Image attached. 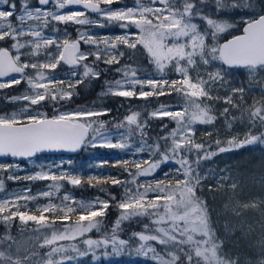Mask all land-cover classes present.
I'll return each instance as SVG.
<instances>
[{
    "label": "snow or ice",
    "instance_id": "snow-or-ice-1",
    "mask_svg": "<svg viewBox=\"0 0 264 264\" xmlns=\"http://www.w3.org/2000/svg\"><path fill=\"white\" fill-rule=\"evenodd\" d=\"M0 6H5L0 8V44L4 45L0 46V91L26 85L23 92L5 97L9 103H20L21 108L0 114V157L31 158L45 150L75 152L87 145L129 150L134 156L146 154L139 160L117 162L127 179L88 178L91 186L95 181L120 187L119 197L103 187L100 191L105 192V199L59 196L64 182L73 186L84 182L68 172L40 171L23 177L51 183L35 195L26 188L0 199V221L8 228L0 236V264H71L89 253L95 256V249L110 247L118 252L137 244V254L153 264H264V224L260 238L242 260L226 250L207 202L199 195L204 181L213 174L209 169L207 175H201L203 161L234 148L264 146V94L249 103L245 96L251 88L244 84L232 87L227 80L235 68L246 69L253 79L264 73V0H133L131 5L123 0H0ZM70 24L83 28L75 29V38L67 31ZM110 24H117L124 33L96 37L88 31ZM60 25L65 26L63 30ZM49 29L56 34L63 31V35H46ZM238 31L241 34L236 35ZM226 35L231 38L221 42ZM139 56L145 57L155 74L141 77ZM101 63L117 65L119 75L104 81L101 97L152 98L157 104L129 107L123 119L113 121L99 119L111 113L108 108L66 110L65 104L77 94L78 86L106 73ZM62 66L71 68L74 79L66 82L53 75ZM221 88L227 89L226 94L214 96ZM173 93L175 102H159L160 97ZM220 101L230 107L217 113L213 102ZM46 105L52 109L51 116L43 111ZM230 109L240 116L229 120ZM221 117L229 127L237 119L247 122L248 131L243 139L215 140L213 150L212 143L206 146L197 140L196 126L214 125ZM166 118L174 127L161 123L159 132L152 135L151 121ZM110 123L118 140L103 131ZM19 167L0 163L4 174L0 192H5L6 180L22 179L14 174ZM157 173H162L160 179L155 178ZM148 176L153 179L140 180ZM220 186L210 185L209 191ZM231 187L237 186L233 183ZM40 198L48 202L37 205L36 214H30L28 203ZM262 205L264 201L242 205L237 201L232 211L237 217L247 209L264 212ZM112 207L118 214L109 225L104 218ZM16 219L24 225L34 222L39 226L33 230L36 235L27 239L13 236L11 225ZM133 221L147 222L128 239L122 238L126 222ZM225 228L240 231L245 238L254 232L252 224L244 220ZM93 231L100 236L91 238L88 234Z\"/></svg>",
    "mask_w": 264,
    "mask_h": 264
},
{
    "label": "trees",
    "instance_id": "trees-1",
    "mask_svg": "<svg viewBox=\"0 0 264 264\" xmlns=\"http://www.w3.org/2000/svg\"><path fill=\"white\" fill-rule=\"evenodd\" d=\"M125 1L126 0H123L124 3ZM64 27H65L64 25H60L61 30H63ZM78 27L82 28V26L70 24L67 26V31L68 33H71L73 36L75 35L74 37H76L77 33L75 29ZM88 31L90 32V34L96 37H102V36L111 37L115 35H121L124 33L125 30L119 28L117 24H110L104 28H98V27H92L91 29L88 28ZM131 31L135 33L137 30L133 28L131 29ZM227 37L229 36L226 35L225 37H222L221 40ZM84 47L86 46L82 45V48ZM123 62L124 61H121V63ZM138 62L141 64L142 69H143L140 75H145L147 73L155 74L154 68H150L145 62V57L139 56ZM116 67L117 65L107 66L101 63L100 68L105 69L106 73L102 75L99 80H93L90 83H86L84 85L78 86L75 89V92L77 94L73 96L70 102H67L65 104V109H69V108L76 109L77 107H86L89 109L108 108L112 110L111 113L106 116L100 117L99 119L104 120V121H113V120L123 119L124 116L127 114L129 107L143 109L146 104H150V105L157 104V101L152 98H150L149 101H144L140 99L127 100L122 97H114V96L101 97L99 95V91L103 88L104 81L119 78V75L115 72ZM64 68L67 69L68 67L64 66ZM157 78H158V75H157ZM69 79H74V78L70 77L64 80L67 82ZM15 88L16 87H13L12 89H5V90L0 91V111H10V110L21 107L20 103H9L5 99V97L9 93L16 95L24 91L22 89L15 90ZM261 96H258L257 98L259 99L261 98ZM175 100H176L175 93H173L172 96H166V97L159 98L160 103L175 102ZM43 111H46L49 116L52 115V109L50 105H46ZM236 116L239 117L240 114H237ZM161 123L168 124L169 128L174 127V124L171 121H169L167 118L163 122L159 120H152L151 121V125H152L151 134L152 135H155L157 132H159V126ZM105 130L112 131L115 129L110 123L108 127L104 129L103 131ZM244 131H248L247 122H244ZM210 133H212L211 137L207 136L205 139H203L202 135H200V137L198 138V141L203 140L206 146L209 143H212L213 150H216L214 141L219 139V136L217 135L215 126L213 129H211ZM81 150H82L81 152L68 157L73 160L74 162L73 164L75 166L82 167L84 162L90 161L91 163H95V160L100 162V166L98 170H96L95 173L92 175L89 173H84L85 171H83V175L81 174L80 178L84 182L79 186H73L71 184L64 182L63 191H68L72 195H74V197H77L80 199L96 198V197L105 199L107 198L105 195V192L100 191V188L103 187L106 191L111 192L112 194L119 197L122 192V189L120 187L118 186L114 187L111 184L97 185L95 181H93V185L95 186H91L87 183V180L90 176H97L99 178H106L108 176H111L113 178L119 177L121 179H127L128 178L127 173L123 172L116 165L118 161H122L124 159H128L131 161L132 159L130 158V156H134V155H132V153L129 154L125 150L102 148L99 146L92 147V146L87 145V146L82 147ZM217 156L212 158L218 163V166L214 167L215 175H213V177L207 178L206 186L208 189L210 185H215L217 183H220L221 186L219 188H213L212 192L214 190H220L222 188H225L226 190L234 191L236 194L238 193L239 196H241L242 193L245 191V189L251 191L260 182H263L264 184V152H261L260 150L259 151L251 150L249 148L247 149L245 148L236 149L235 148L233 150L226 151L222 155L218 154ZM141 158H146V154H141ZM209 161L210 160H206L203 162H209ZM171 168L172 166L169 165L168 170H171ZM154 175L156 179H160L162 177V173H157ZM221 178H224V179L221 180ZM152 179H153V176L140 177V180L142 182L151 181ZM233 183H235L237 186L235 189L231 187ZM28 184L32 188L46 187L45 180L28 181ZM243 184L245 185L244 187H243ZM45 200H42V201H45ZM209 200L210 199L208 198V202ZM117 214L118 212L115 207L110 208L108 210L107 216L104 218L105 222L110 225L116 219ZM144 222H147V221H141V223L139 224L136 223L135 221L131 222L130 224L126 222L124 226V231L122 233V238L128 239L131 236V232L139 231L141 229L142 223ZM37 227L39 226L35 225L34 223H30V222H28L27 225H24L16 219L14 222H12L11 234L15 236L17 239H27L30 236L36 235V233H34L33 230ZM6 231H8L7 226L3 223V221H0V236L4 235ZM22 231H23V235H21ZM88 235L91 238L95 239L100 236V233L93 231L92 233ZM218 236L221 239H223L219 234ZM230 241L232 240H228V239L225 240L226 246L230 244L229 243ZM137 247H138V244L130 246V247H124L123 249H121L119 255H116L114 258L113 256H111V258L109 259H106L103 256H102L103 258L100 256L94 257L92 253H89L88 256L78 257L76 260L72 261L71 264H123L125 262L138 263L139 255L137 254V251H136ZM99 250L101 251L102 249H99ZM41 252H43V250H41Z\"/></svg>",
    "mask_w": 264,
    "mask_h": 264
},
{
    "label": "rangeland",
    "instance_id": "rangeland-1",
    "mask_svg": "<svg viewBox=\"0 0 264 264\" xmlns=\"http://www.w3.org/2000/svg\"><path fill=\"white\" fill-rule=\"evenodd\" d=\"M132 3H133V0H126L125 1V4L131 5ZM3 7H5V6H0V8H3ZM93 18H95L94 15H93ZM91 28L92 27H90L89 29H91ZM45 34L46 35H60V36H62L63 31H61V33H59V34H56V33H53L51 31V29H49L48 31H46ZM74 36L71 34L72 38H75ZM0 46H4V45L0 44ZM85 46L86 47H84L83 49L86 50L88 46L87 45H85ZM216 66H219L218 62H217ZM66 67H68V68L66 69V68H64V66L58 68L57 70H55L53 75L57 79H62V80L70 78L71 77L70 76L71 68L69 66H66ZM143 76L144 75H141V77H143ZM172 78H176V76L173 74ZM227 80L231 82L232 87H236V86H239L241 84H244L246 87L251 88V91L247 92L246 96H245V99L249 103H251L253 97L257 98L258 96H261L262 94H264V91H262V90H264V73H260L257 79H253V77L248 73V71L246 69H241V70L233 69L228 74ZM14 87H16L15 90H20V89L24 90L26 85L24 83H21L20 85H17ZM101 90L99 91V95H100ZM226 91H227L226 88H221L217 92H214L213 95L214 96L219 95V96L223 97L226 94ZM213 106L216 109L217 113L225 107H230L229 105L224 104L222 101L213 102ZM20 108L21 107H19L17 109L10 110V111H0V114L11 113L12 111L19 112ZM66 110L71 111L74 109L69 108ZM230 111H231V115L228 117L229 120L231 119V116H236L237 114H240V112L237 111L236 109H230ZM214 126L216 129L217 135L219 136V140H221V141H227L228 139H231L233 137H238L240 139H243L245 133L247 132V131H244V122H241L239 119H237L236 121H233L231 124V127H229L225 118L221 117L220 119H218L214 123V125H197L196 126L197 127V132H196L197 140L200 137V135H202L203 139H205L208 136V135H206V132H210L211 129L214 128ZM104 133L106 135H108L109 138H112L114 140L119 139V136L117 135L116 130H112V131L105 130ZM88 146H90V145H88ZM222 146L227 147L226 144H224ZM243 148H245V149L249 148L251 150H258V151L260 150L261 152H264V146H259V145L246 146ZM125 151L128 152L129 154L132 153L129 150H125ZM224 153H220L219 155H222ZM130 158L132 160L133 159L139 160V159H141V154L136 155V156H130ZM0 163L19 164L20 167L18 170H14V174L22 178V179L16 180V181L6 180L5 181V192H0V199L5 198L7 195H9L11 193L18 192V191H20L22 189H26V188H30L31 193L33 195H35L41 191L47 190L48 185L51 183L50 181L45 180V182H46L45 186L46 187L32 188L28 184V181H30V180L23 179V177H26L28 175H32L36 172L52 171V172H55L57 174H59L61 172H68L70 174L80 176L81 174L83 175V171H85L84 173H89L92 175L95 173L96 170H98V168L100 166V162L97 160H95V163H91L90 161L84 162L82 167L81 166H75L73 164L74 162L72 159H70L64 155H61V154H59V155H48V156L36 155V157L24 159V161H15L14 159H1ZM217 166H218V163L213 159H211L209 162H202L201 166H200L201 175H207L209 169H211L213 174L208 175L207 178L213 177V175H215L214 167H217ZM0 177H4V174L0 173ZM206 180L204 181V183L202 185L203 191L200 192L199 195L207 202V205H208L209 210H210V214L212 215L211 220H212L213 226L216 228L217 233L223 239L232 240L229 242L230 244H228V246H226V250L231 251L234 254H239L241 256V259L243 260V258L245 256L250 254V251H251L250 245H254L256 240H258L260 238L261 230H262L261 226H262V224H264V212H262L260 208H258V209H247V210H243L242 215L237 217L235 215V213L232 211V208L235 206L237 201H239V203L241 205L244 203H249V202H253V201H255L257 203L264 201V184H263V182H260L251 191L245 189V191L242 193V195L239 196L238 193L236 194L234 191H231V190L229 191V190H226L225 188H222L220 190H214L213 192L209 191V189L206 186ZM244 186L245 185L243 184V187ZM63 188H64V186L62 187L60 193L58 194L59 196H63L65 193H67V194L71 195L74 199L81 200L80 198L74 197V195H72L70 192L63 191ZM208 198L210 199L209 202H208ZM93 199H95V198H85L82 200L90 201ZM42 200H45V198H40L36 201H31L28 203V208L30 209V214H36L35 209H36L37 205H44L48 202L47 199L45 201H42ZM55 202L59 203V200L57 199ZM226 205L228 206L227 208L225 207ZM261 207L264 208V205H262ZM74 219H75V217L73 216V220ZM240 220H244L247 223H251L253 228H254V232H252L250 234V236H248L247 238L243 237L240 231H236L235 233H232V232L226 230V228H225L226 224L229 226H232V225L238 224ZM30 223H34V222H30ZM99 249H102V250L100 251ZM99 249H95V256L94 257H98V256L102 257L103 256L106 259H109V258H111V256H113V258H114L116 255H119V253L121 251L120 250L118 252H112L110 247L107 249H105L103 247L99 248ZM105 252H107L108 254L105 255L104 254ZM138 258H139L138 263L125 262L123 264H153V262L151 260H149L147 257H145L143 255H139Z\"/></svg>",
    "mask_w": 264,
    "mask_h": 264
},
{
    "label": "water",
    "instance_id": "water-1",
    "mask_svg": "<svg viewBox=\"0 0 264 264\" xmlns=\"http://www.w3.org/2000/svg\"><path fill=\"white\" fill-rule=\"evenodd\" d=\"M235 34H236V35H239V34H241V33L238 32V33H235ZM230 38H231V36H229V37H227V38H224V39H230ZM224 39H223V40H224ZM223 40H221V42H223ZM235 69H239V70H241L242 68H235ZM81 149H82V148H81ZM81 149H79V150H77V151H75V152L68 151V150H45V151H43V152L37 153V155L48 156V155H59V154H61V155H64V156L69 157V156H71V155H75V154L81 152V151H82ZM34 157H36V156H34ZM31 158H32V157H31ZM1 159H14L15 161H24V159H26V158L0 157V160H1Z\"/></svg>",
    "mask_w": 264,
    "mask_h": 264
}]
</instances>
